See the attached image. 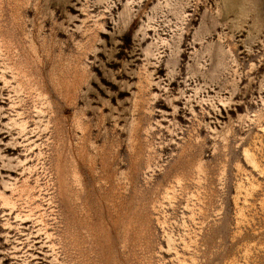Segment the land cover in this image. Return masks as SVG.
<instances>
[{
    "label": "rangeland",
    "instance_id": "1",
    "mask_svg": "<svg viewBox=\"0 0 264 264\" xmlns=\"http://www.w3.org/2000/svg\"><path fill=\"white\" fill-rule=\"evenodd\" d=\"M0 264H264V0H0Z\"/></svg>",
    "mask_w": 264,
    "mask_h": 264
}]
</instances>
